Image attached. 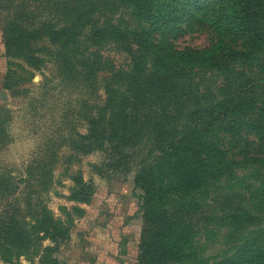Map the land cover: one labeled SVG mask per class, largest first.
I'll return each instance as SVG.
<instances>
[{
    "label": "trees",
    "instance_id": "16d2710c",
    "mask_svg": "<svg viewBox=\"0 0 264 264\" xmlns=\"http://www.w3.org/2000/svg\"><path fill=\"white\" fill-rule=\"evenodd\" d=\"M78 1L72 0L82 19L88 20L97 11L98 22L91 21L96 25L86 29L74 22L65 29L79 30L81 40L61 42L64 32L58 30L52 52L30 51L23 61L39 71L45 62L54 60L62 83L72 86H89L99 80L100 72L109 74L100 81L110 96L108 101L117 97L119 105L116 148L124 158L135 155L132 162H119L120 169L136 170V184L144 192L146 226L139 264L212 260L214 264H264V228L256 227L264 217V0H216L223 3L221 9L187 18L177 15L180 0H92L83 1L82 7ZM90 3L94 10H87ZM189 21L208 25L220 34L219 40L206 49H178L170 35L182 31L181 24ZM225 35L246 43L233 48ZM23 38L7 40L10 55L15 44L24 45ZM101 38H108L125 53L123 67L110 69L101 54ZM43 52L50 54L47 61ZM249 137L261 143L260 157L249 156ZM87 142L83 148L90 151L100 139L89 137ZM239 146L244 148L243 160L232 153ZM244 166L253 168L247 187L253 191L239 201L235 187L245 180L236 175ZM210 190L215 197L200 204L211 195ZM92 195L89 186L78 182L70 200L88 204ZM213 207L211 216L230 224V230L219 231L230 250L206 259L200 252L204 243L194 241L199 233L182 218L192 215L194 208L203 213L204 208ZM65 224L46 207L25 217L20 209L4 211L0 214V259L5 264H22L21 259L29 257L38 244L42 249L45 241L64 242L70 235ZM54 251L45 247L37 252L38 264H58L52 257Z\"/></svg>",
    "mask_w": 264,
    "mask_h": 264
},
{
    "label": "rangeland",
    "instance_id": "374dc122",
    "mask_svg": "<svg viewBox=\"0 0 264 264\" xmlns=\"http://www.w3.org/2000/svg\"><path fill=\"white\" fill-rule=\"evenodd\" d=\"M83 1L92 2L79 0V7ZM180 1L181 11L177 15L185 18L201 11L212 13L223 6L216 0ZM75 6L72 0H0V214L16 208L24 217L33 216L46 207L70 229L64 242L55 245L45 241L42 249L38 244L29 257L21 259L22 264H38L35 254L45 247L55 248L52 257L58 264H139L146 226L144 192L136 184V170L120 169L119 162H132L135 155L124 158L116 148L119 105L117 97L112 96L108 101L110 96L101 84L108 73L100 72L99 80H93L89 86L81 83L72 86L62 83L63 76L54 60L45 62L39 71L23 61L30 51L52 52L51 42L58 30L64 32L61 42L81 40L79 30L65 29L74 22L85 25L86 29L96 25L92 22H98L97 11L91 3L87 10L94 11L88 20L80 17V8L74 9ZM181 29L170 35L178 49L210 48L220 38L218 32L201 23L189 21L181 24ZM21 33L27 36H19ZM15 37L23 38L24 45L15 44L10 55L7 40ZM224 38L233 48L246 43L234 36ZM101 40V54L108 59L110 69L123 67L127 62L125 53L108 38ZM41 56L45 61L50 58L46 52ZM89 137L100 139L90 151L83 148ZM249 140L252 143L249 156L263 155L261 143L254 137ZM243 152L241 146L232 151L239 160H243ZM252 170L244 166L236 175L245 180V184L235 187L239 201L253 191L247 190L252 183L249 179ZM78 182L92 189L90 203L70 200ZM210 194L200 204L215 197L214 190ZM199 210L194 208L192 215L182 220L199 233L193 237L194 241L204 243L200 252L207 259L230 250L229 245L222 243L219 233L230 230L229 222L211 216L214 207L204 208L203 213ZM256 227L264 228V217ZM211 229L215 232H206ZM0 264L5 263L0 259Z\"/></svg>",
    "mask_w": 264,
    "mask_h": 264
}]
</instances>
